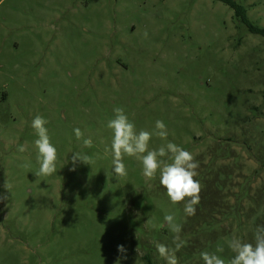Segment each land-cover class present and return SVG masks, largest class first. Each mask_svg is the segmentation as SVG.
<instances>
[{
    "label": "rangeland",
    "instance_id": "374dc122",
    "mask_svg": "<svg viewBox=\"0 0 264 264\" xmlns=\"http://www.w3.org/2000/svg\"><path fill=\"white\" fill-rule=\"evenodd\" d=\"M235 1L264 29V0ZM115 107L137 131L165 123L149 150L173 142L194 155V216L134 157L114 175ZM36 115L58 153L50 176L35 175ZM74 152L91 165L74 166ZM0 193V264H166L155 243L174 248L169 213L186 241L178 264L218 246L228 261V241L254 243L264 225V37L215 0H0Z\"/></svg>",
    "mask_w": 264,
    "mask_h": 264
},
{
    "label": "clouds",
    "instance_id": "9594fccd",
    "mask_svg": "<svg viewBox=\"0 0 264 264\" xmlns=\"http://www.w3.org/2000/svg\"><path fill=\"white\" fill-rule=\"evenodd\" d=\"M148 33H144L147 38ZM114 117L107 121L106 127L111 130L112 138L110 147H105V153L112 155V172L116 177L127 175V167L123 162L124 156L134 157L142 165V175L148 179H155L159 175V183L166 190L167 196L173 205L183 203V212L186 216L196 214V206L200 203V193L203 185L198 179L199 162L194 155L173 142L160 146L158 149L149 150V143L153 135L166 138L168 135L166 125L163 121L155 122L153 132L137 131L134 121L126 114L123 107L113 109ZM48 123L42 116L36 115L31 121V127L36 136L34 144L37 150L36 160L39 164L36 176H50L57 172L56 161L58 153L56 147L51 142L46 124ZM74 134L77 140H83L86 147H92L91 138H84V133L80 128H75ZM18 152L26 151L25 145L17 147ZM72 163L75 166L78 162L91 165L92 158L80 152H74ZM25 167L27 165H24ZM75 170V168H73ZM7 192L11 191L12 185L7 181L4 183ZM8 199L5 193H0V202ZM164 221L171 233H173L172 243L174 248H169L163 243L156 242L155 247L159 255L165 259L166 264H178L176 252L180 251L186 241L181 238L182 224L176 221L174 213L164 216ZM228 247L234 256L226 261L217 253H223L224 248L218 246L215 252L202 251L200 257L203 264H264V225L256 227L254 232V243L243 242L233 236L228 241ZM121 254L118 259H127L124 245L117 246Z\"/></svg>",
    "mask_w": 264,
    "mask_h": 264
},
{
    "label": "trees",
    "instance_id": "16d2710c",
    "mask_svg": "<svg viewBox=\"0 0 264 264\" xmlns=\"http://www.w3.org/2000/svg\"><path fill=\"white\" fill-rule=\"evenodd\" d=\"M215 1H220L226 4L227 6H229L234 11L235 16L248 27L251 33L258 34L264 37V29L258 28L248 21L246 9L241 4H238L235 0H215Z\"/></svg>",
    "mask_w": 264,
    "mask_h": 264
}]
</instances>
